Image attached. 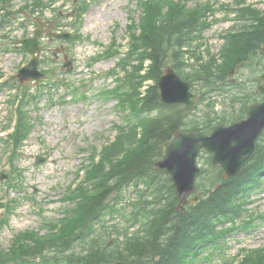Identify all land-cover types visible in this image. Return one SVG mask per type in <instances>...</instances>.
Wrapping results in <instances>:
<instances>
[{
  "label": "rangeland",
  "instance_id": "rangeland-1",
  "mask_svg": "<svg viewBox=\"0 0 264 264\" xmlns=\"http://www.w3.org/2000/svg\"><path fill=\"white\" fill-rule=\"evenodd\" d=\"M30 1L13 0L8 7L11 11L8 12H1L3 5L0 6V173L9 175L5 180H1L0 176V204L11 201L5 205L6 211L0 209V254L9 250L8 253L13 255L11 250L17 251L13 249V241L24 232L53 235L51 228L70 209L64 201L68 196L67 191L74 182L82 181L80 169L91 163L90 156L96 151L92 147L96 146L97 151L104 150L115 140V131L125 129L122 122L125 116L115 107L119 96L106 97L104 93L113 88L124 90L135 86L138 89L141 85H154L153 81L146 79L142 83L138 75L141 69L138 63H146L148 70V60L137 62L131 59L129 62L124 56L97 60L111 45L118 48L117 44L120 43L123 51L132 45L129 39L134 36L136 29L128 25L130 18L138 20L141 15L139 0H32L33 3L42 2L41 6L33 7V14L26 7L31 4ZM239 2H246L255 7L252 9L264 14V0H192L187 4L188 8L198 5L206 8V12L210 10L206 17L210 25L200 35H194H199L198 39L188 48L192 52L196 48L197 54L204 58L203 64L212 55L219 54L225 36L239 32L252 23L247 14L239 21H234L239 12L232 11L231 7L239 8L236 4ZM228 5L231 7L226 8ZM81 10L84 13L82 18ZM37 17L46 20L50 26L64 28L73 33L74 37L69 42L46 43L42 54L44 62L41 61L40 69L47 76L38 86L34 82L20 85L13 79L20 67L30 62L31 56L20 50L19 41L25 35L30 37L34 34V21ZM3 18L6 22H2ZM133 43L132 50L138 52L136 39ZM65 55L72 61L71 72L64 68ZM186 57L190 64L196 63L191 56ZM138 59L141 57L138 56ZM168 65L173 63L166 60L164 68ZM258 68L252 64L235 75L240 87L245 88L242 94L251 86L250 76L260 75ZM122 69L129 71V77L124 76L123 81L117 75ZM191 70L188 68L186 71ZM6 81L7 85L2 86L1 83ZM47 81L54 86L49 92L42 87ZM225 90L228 92L232 89L227 87ZM192 92L198 96L199 103L201 88L196 85ZM233 95L225 93L217 97L213 94L217 109L211 111V114L217 112L221 117L234 118L242 113V107L232 102ZM20 98L22 100L19 102ZM236 98L242 96L237 95ZM24 101L26 103L23 105ZM18 103L19 114H16ZM207 107V101L202 103L196 109L197 116L205 113ZM17 121L18 130L22 129L24 123L30 132L21 140L15 137L18 153L11 156L12 162L10 155L14 146L11 135L15 132ZM143 124L139 123L137 127L142 129ZM40 157L44 161L38 163ZM209 157L208 154L200 157L201 167L204 164L209 167L206 165L211 161ZM132 192L131 189L126 191L125 200L131 198ZM245 210L244 218L237 226L254 223L253 227L247 230L236 229L228 236L227 243L222 242L228 246L226 253L218 254L207 264H237L234 259L245 248H264V177L260 189L250 197ZM107 221L110 226L119 225L121 231L125 232L127 221L123 223L120 214L109 216ZM112 232L110 240L114 242L118 232ZM76 248L81 250L84 247L75 243L70 250L71 254H74ZM54 254L56 251L47 244L42 255ZM67 254L60 253L61 256ZM52 260L55 259H43L46 263Z\"/></svg>",
  "mask_w": 264,
  "mask_h": 264
},
{
  "label": "trees",
  "instance_id": "trees-1",
  "mask_svg": "<svg viewBox=\"0 0 264 264\" xmlns=\"http://www.w3.org/2000/svg\"><path fill=\"white\" fill-rule=\"evenodd\" d=\"M206 10L203 6L188 9L175 0L145 2L142 33L137 44L139 51H133L131 58L138 60L136 56L141 55L142 59H149L151 69L148 77L155 81L163 73L165 61L173 63L184 80L192 86H203L202 102L216 91L218 82L227 83V74L233 66L243 61L251 63L264 44V16L249 10L256 24L248 31L225 36L226 43L220 52L221 64L219 58L212 57L206 65L193 67V72H186L185 48L191 46L195 33L202 32L208 26L204 21ZM197 59L200 61L201 57ZM229 85L234 87L232 83ZM254 101L249 96L248 103ZM139 106L141 112L134 115L133 120L152 112H157V117L146 123L140 138L135 139L133 130V135H127L106 148L102 164L90 171L79 194L69 198L74 210L60 230L44 237L25 234L27 241L15 248L17 251L11 250L13 255L0 254V259L3 257L0 263L14 261L34 264L26 257L34 258L47 244L55 250L66 251L80 242L87 248L86 255H72L69 259H63L66 264H190L203 248L214 242V238L219 242L225 234L230 233V230L218 232L217 225L238 217L245 199L260 187L264 177V141L259 145L256 158L236 179L224 180L219 167L204 170L199 177V187L203 191L200 201L178 212L171 179L154 170V162L162 156V145L179 129L210 133L217 125L232 120L213 116L210 112L196 119L185 114L181 106L163 105L157 85L149 88ZM28 133L23 123L16 137L21 140ZM15 145L18 146L17 141ZM140 185H144L146 191L141 192L143 203H138L137 212L134 210L132 218L142 223L146 236H140L139 231L133 237H127L125 243L116 240L118 243L112 246L102 237L108 233L104 229L99 236L89 240L96 233L95 225L99 224L110 207L109 201L112 199L116 202V195ZM254 252L256 254L247 260L248 264L264 260L263 250Z\"/></svg>",
  "mask_w": 264,
  "mask_h": 264
},
{
  "label": "water",
  "instance_id": "water-1",
  "mask_svg": "<svg viewBox=\"0 0 264 264\" xmlns=\"http://www.w3.org/2000/svg\"><path fill=\"white\" fill-rule=\"evenodd\" d=\"M43 33V23L33 39L23 40L25 50L29 53H41L39 38ZM49 35H52L49 32ZM69 38V36H56ZM39 58L21 70L20 82L40 81L44 74L38 71ZM236 68L233 70V72ZM232 72V73H233ZM264 80V75L263 78ZM162 102L169 104L182 103L189 111L195 104L190 93L188 83L175 73L172 68L167 69L166 75L160 80ZM264 93V86H260ZM264 130V102L255 104L249 109L247 119L234 123L232 126H219L212 135L201 133H187L178 131L164 144L163 158L155 164L156 170L171 174L177 187L179 200L182 204L188 202L190 195L196 192L195 179L200 169L197 167V157L202 149L214 153L213 164L221 165L224 178L229 179L239 175L247 162L254 156L257 140Z\"/></svg>",
  "mask_w": 264,
  "mask_h": 264
}]
</instances>
